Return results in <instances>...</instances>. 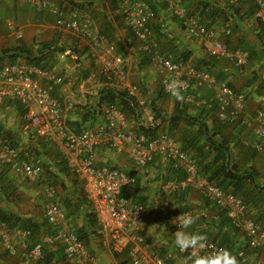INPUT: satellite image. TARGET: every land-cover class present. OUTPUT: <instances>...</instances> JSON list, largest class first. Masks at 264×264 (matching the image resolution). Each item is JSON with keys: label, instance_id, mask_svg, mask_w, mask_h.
I'll return each instance as SVG.
<instances>
[{"label": "crops", "instance_id": "crops-1", "mask_svg": "<svg viewBox=\"0 0 264 264\" xmlns=\"http://www.w3.org/2000/svg\"><path fill=\"white\" fill-rule=\"evenodd\" d=\"M51 1L65 9L76 7L88 12L92 17L95 30L101 34L105 32L106 35H103L107 40L115 44V48L123 55L124 67L129 72V82L138 91L135 96H132L139 103H143L141 115L147 117L151 114L149 104H156L158 109L165 113V116L159 117L164 130L184 145H188V140L199 138L195 142L200 145V148L190 150L194 157L195 154L199 160L203 159L204 155H207V160L213 157L215 152L210 151L205 137L201 136L198 131V125H190L184 118L175 125L171 124L170 116L177 100L164 90L163 74L150 57L140 49L138 41L126 26L122 13L115 8L111 0ZM178 1L188 4L191 12H197L199 9L200 0ZM162 4L165 7L157 6L151 20L152 29L160 41V51L174 56L186 54L187 61L193 64L195 69L208 73L216 80V83L211 84L206 80L198 83L193 78L192 87L189 90L192 97L186 99L184 94L185 101L182 105L191 115L202 119L210 129V133L215 132L216 138H226L229 141L230 159H242V163L246 166L247 160L242 158V153L247 152L250 155L253 152L250 148H255L253 143L256 136L251 128L238 123H231L237 125L229 127L228 125L231 124L224 123L218 118L217 106L207 107L201 103V99L211 101L217 83L223 82L235 90L250 94L246 114L252 115L259 105L264 106V86L261 85L259 89L254 88V86L259 87L256 84L258 68L260 65L264 66V46L261 44L264 36L260 42L258 35L260 27L255 15L251 14L246 17L250 11V2L246 0V3L239 5V16L238 14L232 16L234 10L228 8L227 0H215L214 3L217 6L226 5L228 8L226 13L212 20L216 38L226 43L231 51L240 50L247 54L248 50L252 51V62L247 60L242 67H237L233 59L212 55L198 38L186 32L182 19L171 13L169 5ZM240 16H243L242 20ZM10 17L22 29V37L18 38L19 40L13 37V33L7 26V20ZM47 41H51L56 46H65L66 50L61 52L54 49L41 54L38 45ZM15 46L25 47L37 58L35 61H40L42 58L43 62L48 61L49 75L39 76L38 81L43 87L49 89L60 102L72 105L68 112V125L71 129L79 131L85 127L88 110L99 111L98 109L105 105L99 102L100 92L105 88L113 87L128 93L124 86L107 78L102 62L98 59L95 46L90 39L62 30L56 25V16L53 13L39 9L31 0H0V50ZM19 59L26 61L24 57ZM7 60L5 62H8ZM57 78L60 80L58 81ZM22 111V106L16 102L6 101L2 105L0 134L11 137L12 142L14 141L19 146L21 153L22 149L26 151L27 155L23 157L24 159L33 162L37 160L40 164L41 161H45L43 174L40 179H25L7 169L8 172L0 177V212L11 215L13 220H18L21 224L18 225L19 227H23L30 221L46 224V227L38 229L39 231L33 235L34 239L31 241L34 244L41 243L44 246V252L42 259L29 258L24 255L21 247L18 246L14 253H10L3 248L0 242V264H69L65 259L63 244L56 239L54 227L48 224L44 215V204L48 197L45 180L53 176L58 179L55 185V199L66 210V225L78 234L86 235L84 244L93 257L86 264H132L130 258L132 243L127 237L119 240L118 242L122 241V246L114 250L115 240H110L109 236L100 233L97 228L94 232H90L89 227L86 226L87 214L92 210L83 191V181L77 173L64 172L61 165L65 162L67 168L75 171L70 164L75 160L73 154H68L63 144L57 139L40 136L33 129L25 130L22 126ZM128 116L132 128L139 133L143 132L139 123L140 119L134 114ZM104 123L100 114L91 126L104 125ZM247 129L252 132L248 138L244 139V130ZM261 148H264V144ZM96 165L118 166L137 177L136 188L124 187L122 192L129 195L134 202H144L150 207V213L143 229L146 243L144 247L147 251L160 252L166 259V264H191L188 259L189 255L180 254L173 243L175 232H172V228L176 224L172 221L183 213H178L180 208L187 209L195 217L205 219V221L197 219L189 231L198 233L206 231L210 232L211 236L219 237L217 230L222 221V212L218 206L212 202H206L203 195L194 188H187L180 195L164 189V185L173 180L171 176L173 170L164 157L157 156L152 163L139 167L133 163L127 149L117 153L101 145L96 148ZM257 176L258 179L259 176L264 178V172L258 170ZM257 185L246 181L241 189V195L255 219L264 223V181L261 184L262 189L259 183ZM8 225L17 226L9 223ZM224 226L222 231H228V226ZM240 237L236 245L237 249L242 246L237 251L240 255L238 260L244 258L247 264H260L253 256L252 250L241 241L244 240L243 236L240 235ZM241 242L243 243L240 244ZM48 256H51L49 262H47Z\"/></svg>", "mask_w": 264, "mask_h": 264}, {"label": "built area", "instance_id": "built-area-1", "mask_svg": "<svg viewBox=\"0 0 264 264\" xmlns=\"http://www.w3.org/2000/svg\"><path fill=\"white\" fill-rule=\"evenodd\" d=\"M153 1L156 4L167 3L171 13L182 19L186 32L198 38L212 55L233 59L237 67L246 64V52L231 51L225 43L216 38L215 30L207 27L197 15L190 14L181 1ZM227 1L235 5L240 0ZM31 2L39 9L53 13L56 16V25L62 30L90 39L107 78L124 86L130 95L135 96L138 93L129 82V72L124 67L123 55L116 50L114 43L95 30L88 12L76 7L65 9L51 0H31ZM117 2L118 10L122 13L126 26L138 41L140 49L150 57L163 74L164 90L167 82L178 79L186 85L184 91L186 99H191L189 90L193 78L198 83L204 80L210 84L216 83L214 77L195 69L189 61L182 58L175 59L170 54L159 52L151 26L155 13L147 0H117ZM256 3L258 9L255 18L264 22V0H256ZM7 26L17 38L22 37V29L14 20H7ZM46 75H49L48 70L26 61L5 62L0 67V108L6 100L19 103L23 108L22 126L25 130L33 129L40 136L57 139L68 154H73L75 160L70 164L83 181V191L97 220L98 231L109 236L110 240H115L114 250L122 246V241H118L127 237L132 243L130 250L132 264H165L161 256L145 249L143 229L149 214L147 205L143 202H134L129 195L122 194L124 187L135 184L136 176L118 166H97L96 148L101 145L117 153L127 149L133 163L139 167L152 163L157 156L164 157L174 172L183 174L180 179L168 181L164 189L167 192L183 191L187 188L197 189L209 202L224 211L226 218L243 236L253 256L260 264H264V223L255 219L241 196L223 190L200 173L193 153L184 149L177 138L162 128L160 118L154 117L152 113L147 117L141 115L139 123L143 132L139 133L132 128L130 120L117 105L105 104L100 108L104 125L85 126L75 131L68 125V112L72 105L63 104L49 89L39 83L38 77ZM57 80L59 81L60 78ZM256 84L259 87L254 86L255 89L264 86V69L258 73ZM249 98L248 92L238 91L223 82H218L213 99L211 101L201 99V103L207 107L216 105L217 116L224 123H238L251 128L256 136L253 146L259 149L264 144V106L259 105L252 115L246 114ZM139 105L143 107L142 102ZM0 167H5L25 179H40L43 174L42 164L24 159L20 148L10 144L1 136ZM126 177L128 181L124 183ZM46 190L48 197L44 204V215L48 223L54 227L56 239L64 246L66 261L69 264H86L93 258L91 253L77 233L66 225V210L55 199V187L47 185ZM31 236L32 232L29 228L10 227L0 217V242L8 252L14 253L19 246L27 257L42 259V245L36 244L30 247ZM208 244L206 253L226 249L210 238ZM177 251L189 255L188 252H181L178 248ZM239 264L247 263L241 258Z\"/></svg>", "mask_w": 264, "mask_h": 264}, {"label": "trees", "instance_id": "trees-1", "mask_svg": "<svg viewBox=\"0 0 264 264\" xmlns=\"http://www.w3.org/2000/svg\"><path fill=\"white\" fill-rule=\"evenodd\" d=\"M147 1L151 4L154 11L157 10L156 9L157 6H160V8L165 7V5L162 3L156 4L153 0H147ZM248 1L250 2V11L248 12V14H246V17L250 16L251 14L255 15V13L258 9L256 0H248ZM111 2L115 4V8H118L119 5H118L117 0H111ZM182 3L188 8L190 14L197 15L198 17H200L201 21H203L207 25V27L212 28V25H213L212 20H214L217 17H219L220 15L226 13V10L228 8H231L234 10L232 13V16H234L236 14H238V16H239V14H240V6L239 5L246 3V0H241L238 4H235V5L230 4L227 1V4L229 6L228 8L226 5L217 6L216 4H214L215 0H200L199 5H198L199 9L197 10V12H191L188 4H186L184 2H182ZM210 7H212V8L210 9ZM244 15H245V12H244ZM242 17L243 16H240V20L243 19ZM258 23H259V27H260L259 28L260 31L258 32V35H259V40L261 42L263 40L262 37L264 36V22L261 20H258ZM102 34L106 35L105 32H102ZM153 36L158 43V50L162 54L163 52L160 51V41L158 38H156L154 31H153ZM261 44L264 46V41L261 42ZM54 49L61 51V52L62 51L64 52L66 50V47L65 46H56V44H53L51 41L42 42V43H39V45H38V50L41 54L45 53L46 51L50 52ZM164 54H170V53H164ZM170 55H172L175 59H179V58H182L185 60L188 59L186 54H182L179 56H174L173 54H170ZM21 57H24L26 62H28L29 64L37 65V66L41 67L42 69H46V70L49 69L48 66H50V65H49L48 61L43 62V58L40 61H35L36 57L33 56L32 54H30V52L25 47H22V46L7 47V48L0 50V67L4 64L6 59H8L7 60L8 62H16V61L20 60L19 58H21ZM252 59H253L252 51L248 50L247 60L249 62H252ZM210 60H212V58ZM260 66H262L263 68H261ZM260 66L258 68V71L256 70L257 75L261 71V69H264L263 65H260ZM100 93H101V97H100L101 100L99 101L100 103L115 104L126 116H128L130 114H134L136 118L138 117V119H140L143 110L141 111L142 108L139 107V103L136 100V98L133 97L132 95H130L129 93H127L126 91H120L116 88L108 87V88H105L104 90H102ZM117 100H118V103H117ZM5 102H3V104ZM2 105H1V107H2ZM149 106H151V108H150L151 113H153L154 117L159 118V117L165 116V113H162L158 109L156 104L152 103V104H149ZM98 110L99 111L93 110V109L88 110V115H87V120H86L87 125L86 126H91L94 119H96V117H99L100 108ZM183 118L186 119V121L190 125H198V131H199L201 136L205 137L204 139H205L206 143L209 145L210 151L215 152V153H213V157L211 159H208V160L206 159L207 155H204L203 159L199 160L197 158L195 152H194L195 159H196L197 165H198V169L202 175H204L209 181L216 183L223 190L233 192L234 194H237L241 197H242L241 189L246 184V181H248L249 184H254V185L258 186L257 185L258 176H257L256 169L254 167H251V166L250 167L241 166V165L238 166L235 163H232L231 159H230L229 141L226 138H220V139L216 138L215 132L211 134L210 129L208 128L207 124L202 121V119H200L196 115H191L188 112L187 108L184 105H182L181 102L177 101L173 111L171 112V116H170L171 124L175 125L180 120H182ZM75 131H77V130H75ZM0 136L3 139H6L10 144L19 147L14 141L12 142L11 137L5 136L3 134H0ZM182 137H184V136L182 135ZM197 139H199V138H196V139L193 138L192 140H188V145H184L180 141L179 142L184 149H186L188 151H190V150L192 151V149L198 150L200 148V145H197V142H195V140L198 141ZM26 155H27L26 151H24L22 149L21 156L24 157ZM34 162H37V160H34ZM44 162L45 161H41L42 166H43V164H45ZM61 165L63 166L62 169L64 170V172H66V173L73 172V174H76L75 171H72L66 167L65 162H62ZM7 172H8L7 168L0 167V177L4 173H7ZM175 175H177V176H175ZM171 176H172L173 180H176V179L182 178L183 174L181 172H174L173 171ZM45 181H47V185L55 187L58 179L56 178V176H53V177H49V178L47 177V179ZM137 181H138V179L136 177L135 184L132 186H128V187L130 189L136 188L135 186L138 185ZM182 192L183 191L181 190V191H175L174 193L180 195V194H182ZM122 194H124V193L122 192ZM204 199L206 200V202L208 201L205 197H204ZM144 204H146V203H144ZM147 207H148L149 213H150V207L148 205H147ZM185 211H188V210L185 208H180L178 213L179 212H185ZM221 212H222V215H221L222 221L218 225V230H217V236H219V237L211 236L210 232H206V231H205L206 233L203 232V234H206V235L208 234L207 235L208 238L217 241L220 245L224 246L227 250H229L232 254L236 255L238 258L240 255L237 254V251L239 249H241L242 246L237 249L236 245H238L239 237L241 234L230 223L228 218H226L224 211L221 210ZM0 216L3 220L7 221L9 224H13V225H17V226L21 225L18 220L17 221L13 220L11 215L2 214L0 212ZM198 221H205V219L199 217ZM224 225L228 226V231H224V230L222 231V229L225 227ZM43 226L46 227V224H42V223L39 224L37 222L30 221V222L25 223V225H23V228H29L31 230V232H32L31 241H32V239H34L33 235L37 231H39L38 229L40 227H43ZM86 226L89 227L90 232L91 231L94 232L96 230V228L99 229V227L97 225V220H96L93 212H89L87 214ZM177 229H178V227L175 225L174 228H172V232H175ZM51 233L53 235V232H51ZM77 235L84 242V240L86 239V235L85 234L80 235L78 233H77ZM242 239H244V238H242ZM241 241L246 243L245 240H241ZM243 242H241L240 244H242ZM38 244H41V243H38ZM34 245H36V244H34V242H31L30 247H33ZM245 247H247V246H245ZM42 248H43V252H44V246L43 245H42ZM154 252L157 253L156 251H154ZM157 254L164 259L165 264H166V259L163 257V255L160 252ZM184 255H186V254H184ZM187 256H188V254H187ZM50 257L51 256L47 257V262H49Z\"/></svg>", "mask_w": 264, "mask_h": 264}, {"label": "clouds", "instance_id": "clouds-1", "mask_svg": "<svg viewBox=\"0 0 264 264\" xmlns=\"http://www.w3.org/2000/svg\"><path fill=\"white\" fill-rule=\"evenodd\" d=\"M185 88L184 82L178 79H171L165 85V90L181 103L185 101ZM127 181L126 177L124 183H127ZM197 219L198 217L193 216L191 213H182L173 219L172 222L178 225V230L174 233V246L181 252L189 253L188 259L191 264H239L237 256L227 249H220L214 253L205 252L209 246L207 235L189 231Z\"/></svg>", "mask_w": 264, "mask_h": 264}, {"label": "rangeland", "instance_id": "rangeland-1", "mask_svg": "<svg viewBox=\"0 0 264 264\" xmlns=\"http://www.w3.org/2000/svg\"><path fill=\"white\" fill-rule=\"evenodd\" d=\"M11 20H14L13 18L10 17ZM15 21V20H14ZM10 30V29H9ZM11 31V30H10ZM12 32V31H11ZM13 37H16L14 34H13ZM16 40H19L18 38ZM255 107V106H253ZM237 124H231V125H228L229 127H234L236 126ZM228 127V128H229ZM230 130V129H228ZM251 130H244V139L248 138V136L251 135ZM255 149V148H253ZM252 148H250V150H252L253 152L248 155L247 152H243L242 153V158H244V160H247V165L246 166H251V167H254L256 168V171H257V175H258V170L261 171V172H264V148H261V149H256L255 151L253 150ZM254 154V155H253ZM249 156V157H247ZM249 158V160H248ZM253 158V159H252ZM232 160V159H231ZM232 162H234L236 165L238 166H244L245 164L242 163L243 160L241 159H235V160H232ZM264 181V178H262L261 176H259V179H258V183L261 185L263 184V181ZM261 189H262V185H261Z\"/></svg>", "mask_w": 264, "mask_h": 264}]
</instances>
